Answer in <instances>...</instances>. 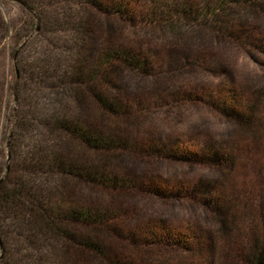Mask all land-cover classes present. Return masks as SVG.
Segmentation results:
<instances>
[{
  "label": "trees",
  "instance_id": "16d2710c",
  "mask_svg": "<svg viewBox=\"0 0 264 264\" xmlns=\"http://www.w3.org/2000/svg\"><path fill=\"white\" fill-rule=\"evenodd\" d=\"M89 5L104 15L138 19L168 35L177 45L189 37H213L247 50H264V39L258 36L256 27V21L264 18V0H90ZM71 29L77 34L74 38L82 31L78 24ZM86 58L90 61L85 67L80 66L82 61L79 64L73 59L70 73H74V79L62 82V86L68 83L72 90L80 85L100 109L131 122L140 116L141 109L138 113L136 110L141 102L138 96L129 99L121 92H112L117 87L108 80L112 69L124 67L141 77L166 71L161 54L150 48L140 50L109 42ZM32 75L23 72V82ZM60 76L66 79V72ZM229 82L215 91L201 90L204 95L198 99L217 110L232 127L227 137L210 140L201 150L199 144L186 147L179 142L148 146L145 141L139 143V137L109 135L95 125L71 121L66 114L56 112L42 121L31 119L28 111L32 107L23 102L27 109L17 116L18 142L10 149V165L0 177V222L10 218L8 226H13L32 254L13 264H264V85L236 86ZM170 99L175 105L174 93ZM161 106L160 102L153 105ZM37 123L47 132L44 145L32 138L33 131L39 132ZM52 137L66 139L95 154L118 151L142 158H177L176 151H182L187 159L205 158L209 168L219 167L222 174L194 187L174 180L165 183L153 173L133 176L107 163L93 166L70 159L49 143ZM26 138L33 143L25 145L23 155L16 154L15 147L20 142L26 144ZM39 175L44 176L38 180ZM65 179L112 193L146 187L152 189L150 194L172 190L186 197L196 188V199L208 205L211 228L143 218L127 206L76 204L63 190ZM204 189L208 194H203Z\"/></svg>",
  "mask_w": 264,
  "mask_h": 264
},
{
  "label": "rangeland",
  "instance_id": "374dc122",
  "mask_svg": "<svg viewBox=\"0 0 264 264\" xmlns=\"http://www.w3.org/2000/svg\"><path fill=\"white\" fill-rule=\"evenodd\" d=\"M89 4L90 0H0L1 178L5 167L10 165V149L18 142L15 141L18 138L15 135L19 134L16 130L17 116L21 110L27 109L23 102L32 107L28 111L31 119L42 121L48 114L56 112L58 115L66 114L71 121L95 125L109 135L124 133L139 137V143L145 141L148 146L176 145L179 142L182 143L180 146L184 143L186 147L199 144L201 150V146L210 140L232 133V127L225 118L198 99L204 95L201 90L215 91L230 80L236 86L264 85V50H247L230 40L213 37H189L184 43L177 45L172 41L173 44L168 35L140 23L138 19L104 15ZM77 24L82 31L74 38L77 34L70 27ZM256 27L258 36L264 39V18L256 21ZM109 42L140 50L150 48L164 59L163 69L166 71L158 76L141 77L124 67L113 68L109 74L108 80L117 86L112 92H121L129 99L132 96L139 98L142 106L136 111L138 113L141 109L140 116L133 122L100 109L86 92L80 90V85L72 90L73 86L68 83L62 86V82L74 79V73H70L73 59H78L79 64L82 61L80 66L85 67L90 61L86 57L105 48ZM26 71L33 75L23 82L22 73L27 74ZM63 72H66V79L60 76ZM22 83L24 87H21ZM168 92L177 97L175 105H171L170 95L173 93ZM195 96L199 97L183 99ZM155 102L162 106L153 107ZM35 127L39 132L33 131L32 138L38 145H44L47 132L38 123ZM26 139V144L20 142L15 147L16 154L23 155L25 145L33 143L31 138ZM49 143L70 159L93 166L107 163V166L121 168L133 176L153 173L154 177H159L157 180L165 183L174 180L194 187L222 174L215 165L209 168L205 158L187 159L182 155L186 152L182 151H176L179 153L177 158L153 155L142 158L136 153L118 151L95 154L66 139L54 137ZM43 176L39 175L38 180ZM142 189L129 193L104 192L67 179L63 186L76 204L95 202L127 206L143 218H158L178 226L196 224L211 228V213L203 199H196V188L186 197L172 190L154 195L150 194L152 189ZM203 194L208 192L204 189ZM9 219L0 222V264H13L20 257L28 258L32 254V250L15 233L17 231H13V226H8Z\"/></svg>",
  "mask_w": 264,
  "mask_h": 264
}]
</instances>
